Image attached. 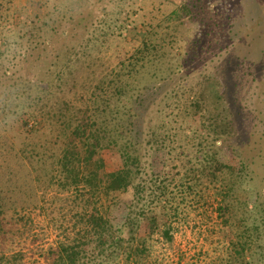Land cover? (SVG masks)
<instances>
[{
  "label": "trees",
  "instance_id": "16d2710c",
  "mask_svg": "<svg viewBox=\"0 0 264 264\" xmlns=\"http://www.w3.org/2000/svg\"><path fill=\"white\" fill-rule=\"evenodd\" d=\"M88 1L0 0V264H141L150 235L174 240L169 215L189 197L212 202L220 220L214 263L264 264L255 171L222 157L236 148L226 83L207 73L190 82L192 1L149 23L111 68L98 45L124 37L136 10L88 28L98 6L75 17ZM165 152L193 158L175 174L153 164ZM39 212L57 237L45 249L33 239L35 255L25 236Z\"/></svg>",
  "mask_w": 264,
  "mask_h": 264
},
{
  "label": "rangeland",
  "instance_id": "374dc122",
  "mask_svg": "<svg viewBox=\"0 0 264 264\" xmlns=\"http://www.w3.org/2000/svg\"><path fill=\"white\" fill-rule=\"evenodd\" d=\"M185 1L140 0L135 3L134 0H89L75 11V17L86 16L88 9L98 6L89 21L83 24L88 28L99 24L108 29L117 21L124 22L127 10H136L131 13V22L126 21L129 31L123 32L124 37L114 35L102 46L98 45L96 54L111 68L132 53L139 44V35L145 34L149 23L159 22L164 14H169ZM191 1V23L200 41L197 55L188 70L190 82L195 83L205 73L220 76L225 81L235 113L236 137L232 143L236 148L223 152L222 157L231 159L239 154L246 159L255 171L258 192L264 196V0H229L227 4L225 0ZM14 3L20 7L29 6L27 0H14ZM101 9L108 14L102 22L96 20L103 16ZM165 153L163 156L154 154V160L152 155L147 156L145 162L149 164L150 159L154 164L157 157L156 164L162 162L159 167L168 165L178 174V169L193 158L190 152H186L182 159L172 161ZM106 160L110 162L108 155ZM261 200L264 203V197ZM180 203V209L169 215L174 226V240H165L161 231L150 235L153 246L141 264H219L211 260L218 254V248L209 245V242L221 241L217 236L213 237L219 232L220 222L213 203L200 197H189ZM46 220L42 212L30 215L28 223L32 233L25 236L26 247L33 248L29 254L37 255L38 247H33V239H37L35 245L45 249L57 237ZM30 261H34L33 256Z\"/></svg>",
  "mask_w": 264,
  "mask_h": 264
}]
</instances>
